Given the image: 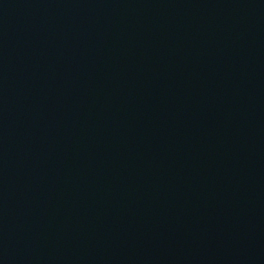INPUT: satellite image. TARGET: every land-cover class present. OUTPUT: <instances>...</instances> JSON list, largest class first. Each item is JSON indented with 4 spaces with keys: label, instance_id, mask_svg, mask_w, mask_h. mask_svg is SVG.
Masks as SVG:
<instances>
[{
    "label": "water",
    "instance_id": "1",
    "mask_svg": "<svg viewBox=\"0 0 264 264\" xmlns=\"http://www.w3.org/2000/svg\"><path fill=\"white\" fill-rule=\"evenodd\" d=\"M0 264H264V0H0Z\"/></svg>",
    "mask_w": 264,
    "mask_h": 264
}]
</instances>
